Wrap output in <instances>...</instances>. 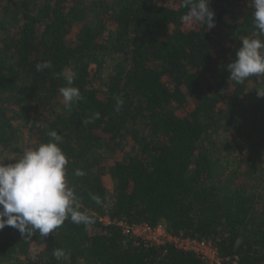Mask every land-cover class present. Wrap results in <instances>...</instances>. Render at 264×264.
Instances as JSON below:
<instances>
[{
  "label": "trees",
  "instance_id": "trees-1",
  "mask_svg": "<svg viewBox=\"0 0 264 264\" xmlns=\"http://www.w3.org/2000/svg\"><path fill=\"white\" fill-rule=\"evenodd\" d=\"M0 6V159L56 131L68 184L90 217L88 224L69 218L46 237L5 226L0 264H205L172 243H136L120 221L163 223L172 234L212 241L240 264H264V210L255 211L264 182H246L252 169H264L256 158L264 154V97L256 92L264 84L255 76L233 81L227 68L241 40L257 31L250 0H210L209 30L182 21L181 0ZM43 61L52 67L37 71ZM73 72L82 99L69 110L60 88ZM97 112L99 119L82 123ZM235 140L246 157H226ZM55 250L64 253L59 260Z\"/></svg>",
  "mask_w": 264,
  "mask_h": 264
},
{
  "label": "clouds",
  "instance_id": "clouds-1",
  "mask_svg": "<svg viewBox=\"0 0 264 264\" xmlns=\"http://www.w3.org/2000/svg\"><path fill=\"white\" fill-rule=\"evenodd\" d=\"M210 0H181V6L187 9L182 21L188 24H203L207 29L215 26L214 11L209 7ZM253 9L254 26L257 29L251 38L245 37L242 46L236 51L235 58L227 65L229 78L243 83L249 77H257L264 84V0H250ZM52 67L51 61L36 65L37 71ZM75 73L66 77L69 86L60 88V94L69 110L74 102L82 99L80 90L72 87ZM258 97H264V87L256 90ZM123 101H117L116 111ZM94 113L82 123H92L99 119ZM50 139L37 147L29 148L14 162L0 163V229L11 226L18 229L23 237H31L37 232L48 236L65 220L75 224L90 223L89 215L81 211V204L67 180L66 154L59 146L62 137L56 131L48 133ZM76 176L84 175L80 169ZM92 198L99 204L100 198ZM59 260L62 250L53 253Z\"/></svg>",
  "mask_w": 264,
  "mask_h": 264
},
{
  "label": "built area",
  "instance_id": "built-area-1",
  "mask_svg": "<svg viewBox=\"0 0 264 264\" xmlns=\"http://www.w3.org/2000/svg\"><path fill=\"white\" fill-rule=\"evenodd\" d=\"M103 219L108 220L107 217H102L101 220L103 221ZM119 225L126 236L135 238L136 243H143L145 246L172 243L178 249L194 252L205 264H240L239 257L236 255L227 257L220 255L212 241L172 234L163 223L151 226L148 223L129 224L120 221Z\"/></svg>",
  "mask_w": 264,
  "mask_h": 264
},
{
  "label": "rangeland",
  "instance_id": "rangeland-1",
  "mask_svg": "<svg viewBox=\"0 0 264 264\" xmlns=\"http://www.w3.org/2000/svg\"><path fill=\"white\" fill-rule=\"evenodd\" d=\"M13 1H16V0H0V4H7L8 2H13ZM0 8H1V6H0ZM109 30H110V32H113V27L109 26ZM107 69H108V67H107ZM97 85H98V83H97ZM222 122H224V121H222ZM223 133H224V130L221 129L218 131V133H215V137L217 139L222 138V136L224 135ZM237 141L238 140L230 142V149H229L230 151H228L226 153V157H229L232 155L233 157L237 156L239 158H244L249 154V153L247 154V152H245L244 143L237 142ZM126 147L129 151V153H132V152L134 153L135 151H137V148H138L137 144H134L131 142H129V144H127ZM22 154L23 153H18V152L11 153L6 160L0 159V163L7 164V163L14 162V160L17 159ZM256 158H257L258 164H262L264 167V154L262 157L257 156ZM104 159L105 160L113 159V156L109 155L108 153H105ZM237 166L238 165H236V167ZM232 167H235V166H232ZM245 169H246L245 163L240 165V171H244ZM228 175H230V172L225 171V173H223L220 177V182H223L224 179L228 177ZM246 178H247L246 182L248 184H251V185H254L256 183L257 184L262 183V182H264V169L261 172L259 171V169H252L251 172L246 176ZM104 182L106 184V187L109 190V194H111L113 192V188H114L113 180L109 176H105ZM261 210H264V196H263V194H259V196L257 197V200L255 202V211L258 212ZM104 221L107 223L108 220L103 219V222ZM99 231H100V228H96V227L93 230L94 233L99 232Z\"/></svg>",
  "mask_w": 264,
  "mask_h": 264
}]
</instances>
